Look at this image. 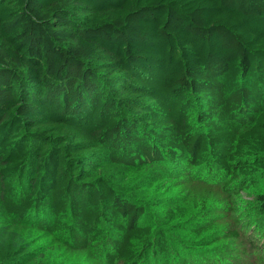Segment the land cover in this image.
I'll return each instance as SVG.
<instances>
[{
  "label": "trees",
  "instance_id": "1",
  "mask_svg": "<svg viewBox=\"0 0 264 264\" xmlns=\"http://www.w3.org/2000/svg\"><path fill=\"white\" fill-rule=\"evenodd\" d=\"M161 167L212 183L188 188L201 223L182 206L168 223L212 234L202 247L247 235L216 228L207 197L227 191L237 213L264 182V0H0V216L67 251L101 245L105 264L169 260L134 182ZM30 255L0 241V264Z\"/></svg>",
  "mask_w": 264,
  "mask_h": 264
},
{
  "label": "rangeland",
  "instance_id": "2",
  "mask_svg": "<svg viewBox=\"0 0 264 264\" xmlns=\"http://www.w3.org/2000/svg\"><path fill=\"white\" fill-rule=\"evenodd\" d=\"M166 171L171 170L161 167L155 173L156 176L151 179H134V182H138L139 179L142 182L146 180L143 194L156 200L155 203L160 205L158 209L150 210L157 216L150 214L148 221L150 226H153L155 233L167 232L168 249H170L169 260L165 256L155 253L146 256L141 264H182L180 254L187 259V264H264V217L260 214L256 202L257 194L264 191V182L259 183L257 190L241 194L240 199L235 202L238 207L237 213L227 191L223 192L218 188L215 191H210L207 197L209 206L218 211L215 227L224 231L239 220L240 225L247 226V235L244 228L240 229L236 226L242 235L241 238H223L216 245L202 247L208 241L205 237L212 234L204 235V238L195 237L190 227L184 224L176 227L174 224L168 223L164 213L170 207L182 206L189 211L187 220L194 217L193 225L201 223L200 214H198V206L201 201L197 197L203 192L190 193L188 188L192 187L196 191H209L210 188L206 186L212 183L202 184L203 187L199 184H182L183 181L168 184L163 179ZM191 175L194 179L193 172ZM153 203L154 201L151 204ZM233 229L236 231L235 227ZM7 239L13 240L16 244L27 249L31 254L29 259L35 261L33 264H105V247L101 245L85 253L67 251L60 244L56 245L51 238L37 232L32 225H24L14 218L0 216V241ZM157 241L155 237L154 242L157 243ZM194 245L197 247H193ZM244 253L248 255L245 260L241 258ZM203 257H207L208 262H205Z\"/></svg>",
  "mask_w": 264,
  "mask_h": 264
}]
</instances>
